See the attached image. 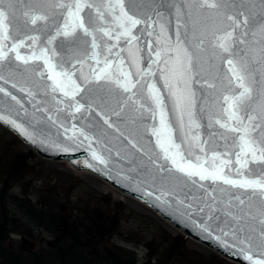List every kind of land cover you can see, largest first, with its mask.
Wrapping results in <instances>:
<instances>
[{"label": "snow or ice", "instance_id": "obj_1", "mask_svg": "<svg viewBox=\"0 0 264 264\" xmlns=\"http://www.w3.org/2000/svg\"><path fill=\"white\" fill-rule=\"evenodd\" d=\"M0 121L105 168L118 144L125 179L264 264V0H0Z\"/></svg>", "mask_w": 264, "mask_h": 264}, {"label": "trees", "instance_id": "obj_2", "mask_svg": "<svg viewBox=\"0 0 264 264\" xmlns=\"http://www.w3.org/2000/svg\"><path fill=\"white\" fill-rule=\"evenodd\" d=\"M6 139L0 138V264H236L214 252L206 256L190 248L186 236L171 235L155 222L152 243L138 261L113 240L115 221L127 211L122 201L45 165L13 134ZM33 180L39 183L37 191L28 188ZM79 185L83 190L72 202L71 191ZM92 199L97 207L91 205ZM31 228L49 232L46 246L15 248L10 236L32 235Z\"/></svg>", "mask_w": 264, "mask_h": 264}, {"label": "water", "instance_id": "obj_3", "mask_svg": "<svg viewBox=\"0 0 264 264\" xmlns=\"http://www.w3.org/2000/svg\"><path fill=\"white\" fill-rule=\"evenodd\" d=\"M9 90H12L10 88V85ZM12 91L18 96H24L25 107L27 108L29 113L27 117H24L22 113L20 122H24L27 126L28 121L35 123V121L37 120L44 119V116L41 113L33 114V109L30 103L27 101L26 94H19L15 90ZM37 99H39V97H37ZM52 114L53 116L56 115L54 112ZM61 122H64L66 124L71 123V121H64L63 116H61ZM84 123H86V121H80L81 125ZM0 124L7 130L15 134L28 148L32 149L41 158L54 162L67 161L76 170H85L98 176L107 184L112 186L115 190L137 200L138 202L149 208L156 216L163 219L173 229L186 235L189 239L205 245L210 250L218 253L231 262H235L237 264H248V262L243 260L242 257L234 255L231 249L224 248L223 245H221L213 237H210L206 233L201 231L196 226V224L192 222V219H197V222H199V214H197L196 217L190 219L187 215L183 214V208L177 209V206L174 204L169 207L155 201L152 197L146 196L144 194V189L148 187L149 190H151L149 185H145L142 181H138L136 178L125 179L124 177L131 171V169L127 166V154L123 149H120L121 156L119 158L116 157L115 152L119 148L118 144L113 147L111 156H109L108 153H104L109 158L108 167L105 168L103 165H99L98 162L92 161L91 155L86 148H81L79 150L69 151L65 153L56 150L54 147H51L49 141H56L57 143H60L63 139L62 136L59 139L57 138L56 128L51 125H48L46 128H44L45 135H40L39 133H37L35 140H29L11 125L2 121H0ZM33 130L34 129L31 127L29 128V131ZM42 140L44 141V143L40 142ZM144 146L146 150H151V145L148 144L147 136H145L144 138ZM88 163H92L93 168H89L87 166Z\"/></svg>", "mask_w": 264, "mask_h": 264}, {"label": "rangeland", "instance_id": "obj_4", "mask_svg": "<svg viewBox=\"0 0 264 264\" xmlns=\"http://www.w3.org/2000/svg\"><path fill=\"white\" fill-rule=\"evenodd\" d=\"M12 134L9 130L5 129L0 125V138L6 139ZM7 140V139H6ZM44 160L45 165L51 166L63 173H70L74 176H77L84 184L87 185L88 188H92L93 190L101 193L108 194L111 196L113 201H122L127 211L122 218L118 221H115V236L113 240L118 243V245H122V247L129 249L136 256L138 261L142 262L146 252L148 251V245L151 242V236L153 235V224H159L164 230H166L171 235L180 234L177 230L173 229L170 225H168L164 220L160 217L156 216L149 208L138 202L137 200L127 197L111 186H108L103 180L99 179L95 175L87 172V171H76L73 169L66 161H56L53 162L51 160ZM81 182V184H82ZM32 186H28L30 191H37V187L39 186L35 180L31 182ZM14 191H18V187L14 186ZM27 190V189H26ZM82 186L75 190H72L71 193L73 196L72 202L77 201V196L82 192ZM85 200V198L81 199ZM92 206L97 207L96 200L92 199ZM81 202V201H80ZM100 205V204H99ZM137 213L139 215H143L145 217H141L138 215L130 214L131 212ZM152 229V230H151ZM32 235H21V234H12L11 244L15 248H23V249H42L43 246H46L47 241H49L50 235L47 230L44 228H31ZM155 232V231H154ZM188 246L199 252H202L206 256L213 252L205 245L188 239Z\"/></svg>", "mask_w": 264, "mask_h": 264}, {"label": "bare ground", "instance_id": "obj_5", "mask_svg": "<svg viewBox=\"0 0 264 264\" xmlns=\"http://www.w3.org/2000/svg\"><path fill=\"white\" fill-rule=\"evenodd\" d=\"M108 185V184H107ZM109 186V185H108Z\"/></svg>", "mask_w": 264, "mask_h": 264}]
</instances>
